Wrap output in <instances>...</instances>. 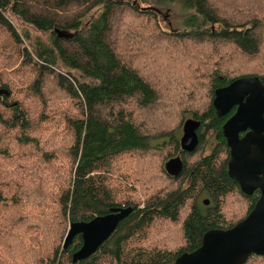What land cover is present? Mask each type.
I'll return each mask as SVG.
<instances>
[{"label": "trees", "instance_id": "1", "mask_svg": "<svg viewBox=\"0 0 264 264\" xmlns=\"http://www.w3.org/2000/svg\"><path fill=\"white\" fill-rule=\"evenodd\" d=\"M242 76L264 83V0H0V264H174L244 219L259 192L227 174L212 104ZM120 206L132 211L72 262L70 223Z\"/></svg>", "mask_w": 264, "mask_h": 264}, {"label": "water", "instance_id": "2", "mask_svg": "<svg viewBox=\"0 0 264 264\" xmlns=\"http://www.w3.org/2000/svg\"><path fill=\"white\" fill-rule=\"evenodd\" d=\"M155 10L164 19L168 18V11ZM55 32L58 36H69L66 31L55 29ZM212 104L217 116L225 115L237 105L235 113L222 125L229 148L227 174L243 193L250 195L258 190L259 196L244 219L227 229L206 231L201 244L190 252L181 253L174 264H244L253 255L264 256V84L256 76L238 77L215 89ZM199 125L195 119L184 121L180 137L182 151L191 152L197 147ZM182 167L179 154L165 162L166 171L173 176L178 175ZM204 203L208 204V199ZM131 211L130 206L113 207L108 213L88 221L70 223L63 247L70 244L75 235L82 237V245L72 254V262L93 254Z\"/></svg>", "mask_w": 264, "mask_h": 264}, {"label": "rangeland", "instance_id": "3", "mask_svg": "<svg viewBox=\"0 0 264 264\" xmlns=\"http://www.w3.org/2000/svg\"><path fill=\"white\" fill-rule=\"evenodd\" d=\"M161 11L164 12V11H165V8H163ZM171 17H172V16H169V20L172 21V22H171V26H172V27H176V25H177V18H173V17L171 18ZM161 18H162V16H161ZM169 20L162 21V25H163V26H168V21H169ZM13 21H14L16 27H18V28H20V29H21L22 27H24L23 24H21L18 20H16V19L13 18ZM172 27H171V28H172ZM198 154H199V153L195 154L194 157H192V160L196 159V158L198 157ZM200 199H201V200H203V199H208V197H204V196H202Z\"/></svg>", "mask_w": 264, "mask_h": 264}, {"label": "flooded vegetation", "instance_id": "4", "mask_svg": "<svg viewBox=\"0 0 264 264\" xmlns=\"http://www.w3.org/2000/svg\"><path fill=\"white\" fill-rule=\"evenodd\" d=\"M261 81V80H260ZM261 83L262 84H264L262 81H261ZM214 108V107H213ZM236 109H237V105H234L225 115H222V116H218V117H225V120H224V122L231 116V115H233L234 113H235V111H236ZM214 112H215V109H214ZM215 114H216V112H215ZM217 115V114H216ZM262 118L264 119V112H263V114H262ZM224 122H223V124H224ZM222 124V125H223ZM199 128V127H198ZM247 130H249V128L247 129ZM221 132H222V127H221ZM244 134V132L243 133H240V136H242ZM181 135H182V130H181ZM197 135H198V129H197ZM223 135V134H222ZM181 137V136H180ZM223 138H224V136H223ZM225 139V138H224ZM226 141V140H225ZM198 143H199V140H198ZM180 147H181V145H180ZM228 147V146H227ZM229 149V148H228ZM182 150V149H181ZM255 191H258V190H255ZM254 191V192H255ZM253 192V193H254ZM259 192V191H258ZM252 193V194H253ZM251 195V194H250ZM258 196H259V194H258Z\"/></svg>", "mask_w": 264, "mask_h": 264}]
</instances>
